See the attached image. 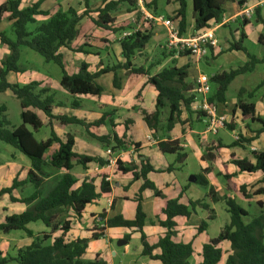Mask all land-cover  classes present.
<instances>
[{"label": "trees", "instance_id": "obj_1", "mask_svg": "<svg viewBox=\"0 0 264 264\" xmlns=\"http://www.w3.org/2000/svg\"><path fill=\"white\" fill-rule=\"evenodd\" d=\"M22 1L4 0L0 5V21L2 15L8 13V20L11 22L15 34V39H12L6 32L0 31V43L8 46L10 51L0 61V93L10 90L15 95L20 102L22 119L21 125L11 127L5 114L7 108L5 105H1L0 141L13 146L28 157L31 162V169L27 172L25 179L16 176L11 187L0 188V196L8 193L11 201L27 205L23 212L7 216L5 221L0 223V232L7 234L15 230H22L33 240L30 245L20 248L15 256H2L3 253L0 250V264H7L11 261H17L19 264H106L99 255L93 261L83 259L90 240L100 238L104 234L105 228L96 230L88 238L71 239L67 237L71 229V221L64 220L60 222L58 218L63 209L67 208L71 209L76 217L80 219L87 205L111 194L112 186L106 180V177L109 176L108 169L89 174L78 187H76V184L79 180L73 174L76 165H80L83 169H89L88 165L91 163L105 167L109 164V160H105L100 156L76 153L74 151L75 137L68 134L65 139L60 138L56 132V126L64 129L73 124L82 125L90 133L89 128L91 126L100 127L107 121H112V112H104L98 120L91 123L75 116L55 115L53 112L55 99L52 94H49L50 87L46 86L38 89L40 84L35 81L25 85L10 83L7 76L10 72L23 71V68L18 65L21 47H28L39 53L46 62L56 63L62 70L60 85L73 96L92 95L101 100L104 88L97 79L104 74L113 72V84L115 87L120 88V79L117 74L119 69H125L128 78L146 76V83L155 87L157 96L155 109L151 112L142 110V114L150 133L157 135L162 128H165L166 132H170L176 123L181 122L183 109L189 114L193 113L192 105L195 96L190 93L193 85L188 82L190 66H177L173 63L163 67L155 74H151L149 69L144 66H136L133 63L134 57L146 48L153 37L151 30H138L124 36L120 41L124 62L102 65L96 72H91L89 65L83 62L77 73L69 74L65 69L63 54L60 52L62 47L86 54L96 53L87 49L86 47L92 48L87 44L77 48L72 46L73 41L79 34L78 26L82 19L96 13L97 18H91V20L98 27L114 33L125 30L124 26L120 28L115 25L116 19L113 14L119 9L121 3L128 2L129 6L133 7L134 2L132 0H102L101 5L93 9L89 0H84V9L81 12L74 7H69L66 11L59 9L56 13L50 15L48 10L42 9L41 1L21 8ZM153 1L155 3L157 0ZM176 2L178 8L173 19L179 22L181 34H185L187 30L188 0H176ZM227 2H237L238 8H241L246 0H193L194 30L201 31L211 28L215 22L220 23ZM260 11V7L254 10L256 14L255 22L264 25V18L261 16ZM39 15L49 16V18L44 21H37L35 17ZM248 23L249 20L244 18L242 24ZM31 25H34V28L30 30ZM245 38L246 36L242 31L240 40L232 42L229 50L245 52L248 61L235 69L217 72L211 76L214 90L209 100L212 104H226V92L232 81L238 75L253 71L257 64L264 63V54L262 57H258L248 52L243 44ZM263 38L262 35L259 42L264 46ZM180 55L184 57L187 53L180 52ZM263 83L264 80L261 84ZM241 96L242 91L240 90L237 107L241 111V119L261 123L262 126L257 130V134L262 133L264 131V118L256 115L254 102L244 101ZM75 104L77 105L76 102ZM31 108L42 111L48 117L46 126L50 128V136L45 141H38L34 136V132L43 127V122ZM165 109H168V115L165 125H162V115ZM27 125H30L32 129L30 130ZM225 127L233 130L235 124L226 122ZM90 135L99 142L104 143L105 146L113 144L112 149L114 151L125 150L129 145H133L135 149L140 146L139 143L131 142L127 134L121 137L116 133L104 136H97L92 133ZM251 141L252 139L239 136L228 147L245 146V144H250ZM54 144H57L58 147L49 157H46ZM157 146L163 154H176L175 163L170 164L163 171L172 172L185 165L188 154L179 139L162 138L158 141ZM222 147H225V144L217 143L213 148L206 147L202 158L208 161L216 160ZM252 154L255 162H251L246 158H233L232 161L242 172L255 173L261 171L264 176V151L253 150ZM74 159H76L75 162ZM116 163L118 170L132 172L134 180H141V186L138 197L135 198L137 202L135 218L129 220L117 215L108 218L106 226L136 228L140 231L142 254L144 256L159 260L162 264H191L190 258L194 254L193 244L174 240L177 234L175 218L177 216L189 218L196 207H201L210 211L208 219H214V209L202 200L191 201L189 205H186L181 203L179 198L167 199L166 206L163 209L165 219H158L159 224L166 229V232L156 244H150L143 230L148 217L143 210L142 194L145 191H150L156 197L166 198L162 190L148 176L150 172H154L156 169L148 160H140L139 164L132 162L128 166H124L118 158ZM46 166L62 171L63 174L54 187L47 194H44V179L40 176H44L46 173ZM203 172H208V169H204ZM224 177L227 179L228 187L232 191H237L238 189L232 180L233 176L225 174ZM196 178L197 184L209 185V181L204 174H197ZM28 183H31L34 188L30 195L21 198L14 196V190ZM239 191L245 198L250 197L246 191V186H240ZM208 197L213 202L224 199L227 211L230 214V222L223 227L217 237L212 238L202 246V261L199 264H218L224 255L222 243L225 241L230 243V252L226 258V264H264V202H258L261 207L260 213L248 220L249 212L240 206L234 198L219 196L214 187H210ZM100 216L102 218L106 217L105 213H101ZM37 221H41L49 227L50 232L36 235L28 228L29 223ZM207 226L208 220H202L198 226V232L202 233ZM58 231H60V234L53 237V233ZM155 250H159V252L156 253Z\"/></svg>", "mask_w": 264, "mask_h": 264}, {"label": "crops", "instance_id": "obj_2", "mask_svg": "<svg viewBox=\"0 0 264 264\" xmlns=\"http://www.w3.org/2000/svg\"><path fill=\"white\" fill-rule=\"evenodd\" d=\"M23 1L21 3V8ZM37 1L42 2V9L48 10L50 15H53L59 9L66 11L69 7H73L71 3L69 4L70 0H35L34 2ZM3 2L4 0H0V5ZM261 2L262 0H246L241 8H238L237 2H227L225 4V13L223 15V19L221 23L218 24V26L214 27L215 36L219 41V48H212L211 53L203 61H205L206 63H209V61H212V63L220 61L222 65L220 66V70L217 72L229 71L231 69L237 68L232 67L234 66L235 62H239L240 65L245 64L248 61V56L245 52L229 50V46L232 42L240 40L242 31L246 36V38L243 40V44L247 49L248 47L246 46V42L252 39L254 40V42L256 41L257 44H260L262 46V48L257 53H252L249 49L248 52L258 57L263 56L264 47L259 42V39L262 35L264 36V25L262 23L255 22V13L253 14L255 16L254 19L247 18L249 20V23L243 25L242 23L244 18H242L241 14L247 8H252L255 10V8L260 7L261 16H263L264 18V5H262ZM176 8H178V6ZM189 8H191V17ZM192 9L193 0H188L187 30L185 36H194L197 33L201 32L194 30ZM126 15L129 24H131V27H133V30L135 31L136 25L134 23V19L139 22L141 20L140 14L136 13L134 9L132 11L128 9ZM113 16L116 19L115 13ZM35 18L37 21H44L47 20L49 16L39 15ZM91 18L96 19L97 16H86L82 19L78 26L79 34L73 41L72 46L77 48L84 44H87L92 48L97 47L98 51L96 53L86 54L83 52H75L66 47H62L60 49V52L63 54L65 69L69 74L77 73L83 62L89 65V70L91 72H96L102 65L105 66L108 64L111 65L119 62H124L120 43L123 37L119 35L118 32L114 33L110 30L100 28L97 25H94L93 27L87 26V23L89 20H91ZM5 21L6 23L11 25V22L8 20V13H4L2 15L0 21V31L5 32L6 28H1V25ZM119 23L120 22L116 20L115 25L118 26ZM157 26L162 28L164 30V33L161 35L159 31H156L155 33H153L151 41H158L162 38L164 39V41H166L167 34L164 27L162 25ZM83 29H86V31H84ZM83 31L85 33L80 37ZM134 31H130L129 33H132ZM89 33H93V38L88 39ZM76 42L77 44H75ZM86 48L89 50H93L90 47ZM146 51L147 46L144 50L140 51L134 57L133 63L136 66H144L145 68L149 69L151 74H155L161 70L159 69L157 71H153V67L157 66V63L159 64V62H154L151 58L149 59V62H147V56L145 54ZM8 54V50L0 46V61L2 60V57L7 56ZM174 57H177V55H175ZM170 58L172 60L173 56H171ZM181 58H186L189 60V57L187 56ZM177 66L179 65L177 64ZM256 69L257 67H255V69L251 72L238 75L236 78L241 77L242 79H244L243 82L245 85L242 84L240 86V90L242 91L241 99L248 102H254L256 115L264 118V83L259 87L258 85L251 84L252 79L250 78V75H253ZM126 73L127 72L125 69H119L117 71L120 79V88L115 87L113 84V72L104 74L97 79L100 84L103 76H109V78L112 80V83L108 87V89H104L101 100H98L92 95L73 96L60 84L57 83L56 86L55 82L54 86L53 82H48L49 79H44L40 74H32L30 72L28 73L26 67L23 69V71L18 73L10 72L7 76V79L10 83H18L20 85H25L35 81L40 84L38 89L46 86L50 87L49 94L53 90L52 95L55 99V109L53 111L55 115L75 116L79 119L85 120L87 123H91L98 120L104 112H112V121H107L100 127L91 126L89 128L90 133L82 125L76 124L70 125L64 129L56 126V132L62 139H65L68 134H72L75 137L74 151L78 154L100 156L103 159L107 160L108 154L106 151L108 149H111L113 152L112 154L117 153L116 158H119L123 162L124 166H128L132 162L139 164L140 160H148L154 166L156 171L150 172L148 176L156 184V186L162 190L166 198L156 197L150 191H145L142 194L143 210L148 217V221L143 230L150 244H156L166 232V229L159 224L158 219H165L163 209L166 206L167 199L179 198V201L186 205H189L191 201L202 200L208 203L210 208L214 209V219H208L210 216V211L201 207H196L195 211L189 218L182 216H177L175 218V221L177 223V234L174 237V240L176 242L184 243L191 242L193 244V248L195 242H198L201 237L207 235L208 231L213 225L211 223L214 222V220H216V218L218 217L217 205L218 203L224 201V199H221L218 202H213L210 197H208L209 191L206 189L204 190V188L214 187L217 194L221 197L227 196L236 198L237 194H241V196L248 201L249 205L255 204L259 206V201L264 202L263 173L261 171H258L255 173H249L250 175H248V172L240 171L238 166L235 165L232 161L233 158H246L251 162H255L252 151H264V131L260 134H257V130H259L262 125L259 122L243 121L241 119V111L237 107L238 97H233L232 100H228L227 90L226 104L219 105V112L221 114H225L228 117L227 123L233 122L235 124V129L233 130L227 129L225 127L220 129L217 134L207 132V117L203 113H199L192 108L193 113L191 114L183 109L181 113V122L176 123L174 128L170 132H166L165 128H162L157 133V135H153L150 133L146 126V123L143 119L142 110L151 112L155 109L157 91L153 85L146 83V76H141L139 78H128ZM131 81H135L133 82V87H130L129 85ZM213 90L214 87H212V91ZM4 93L7 95H14L10 90H7ZM62 95L64 97H62ZM75 102L77 103V105L75 104ZM31 110L38 115V117L43 122V126H46L48 123V117L40 110L33 108H31ZM6 112L5 114L7 116ZM77 126H80L82 128V131L79 133L75 131V127ZM227 131H231L232 133V139L230 141H227L224 138V133L227 134ZM38 132L39 131L34 132V136L35 133ZM91 133L97 136L116 133L120 137L124 134H127L131 142L139 143L140 146L135 149L133 145H129L125 150L114 151L112 149L113 144L108 146L102 144L100 145L96 141V139L90 135ZM239 136L245 139H252V141L250 144H245V146L228 147V145H230L234 140L237 139L236 137ZM167 137H171L172 139H179L181 141V145L184 147V150L188 154L185 165L179 169H175L172 172L163 170L166 169L170 164L175 163L176 154H163L157 146V143L158 141H160V139H165ZM48 138L49 136L44 135L40 141H45ZM217 143L225 144V147H222L220 149L218 158L214 161L204 160L202 156L204 154L205 148H213ZM3 147L4 146L0 144V149H3ZM57 147V144H54L46 154V157H49ZM4 149L6 150V152H8L9 155L3 154L0 151V188L11 187L16 176H19L20 179H25L28 170H30L31 168V162L29 158L22 154L20 151H13L6 147H4ZM193 159L198 164L197 171L193 169ZM75 160L76 159H74V162ZM88 168L89 169H83V171L85 172L81 175H77L73 172V174L79 180V182L76 184V187L80 186L81 181L89 174L98 172L102 169H108L109 176L111 178L109 182L112 186V192L110 195L101 197L93 203L87 205L85 212L80 219H78L74 212L69 209L70 215L75 217L73 219L76 224H73V222H71V229L67 235L68 238H88L92 236L93 232H96V230L105 228L104 234L100 238L90 240L86 253L83 255V259L85 260L87 254L91 253L92 251V253H94L93 260H95L96 256L99 255L100 258H102L106 262V264H112L114 259H117V264H122L121 258L119 257V252L113 247V241L119 242V240H126L128 238V240H126L127 243L123 245V257L125 259L123 264H162L159 260L151 259L148 256H144L142 254L143 247L141 243V233L136 228L106 226V220L117 215H121L125 219L129 220L135 218L137 209V202L135 201V198L138 197L141 180H134L132 172L120 171L118 170L117 165H113L111 167H100L96 163H91L88 165ZM204 169H208V172L204 173ZM194 171L195 176L197 174L205 175V177L209 181V185L207 187H197L199 184H197L196 182H191L190 179L187 178L188 174ZM87 173L89 174L87 175ZM225 174H231L233 176L232 180L235 183L236 188L238 189H236V192L232 191L229 187H227L228 191L224 192L223 189L220 192V189H218V187L216 186L218 184V179L222 178ZM28 185H30V183H28L26 186ZM242 185L246 186V191L250 195V197L245 198L239 191V187ZM29 188L33 192L34 188L33 190L32 187ZM19 191V189L14 190L13 194L16 197L21 198L22 195L19 194ZM26 208L27 205H25L24 203L11 201L10 195L8 193L1 195L0 223L4 222L5 218L8 215H11L13 213H21ZM223 208L228 213L227 206ZM101 213H105L106 217L102 218L100 216ZM199 213L201 214L200 220H208V226L202 233L198 232L199 222H195L193 220V218L199 215ZM94 221L96 224H92L94 223ZM229 222L230 218L228 222H226V224H228ZM27 226L36 235H41V233L44 232H50V228L45 226V224L44 226H40L38 224H35V222H31ZM224 226L217 225V230H219V233ZM15 231L7 234L0 232V250L3 253L2 256H11L10 252H13V256H15L20 248L31 244L33 239L28 237V235L24 231ZM59 234L60 231L53 233V237ZM206 237L207 238L202 239L199 244V246L201 247L200 252L195 254L194 250V254L199 257V263L202 261V246L205 243L209 242L212 238H214L210 237L209 235H207ZM1 242H5V244H3L2 246ZM18 242H20L19 245ZM131 242H134L137 245L138 242L140 243V246H137L138 248L136 249V252H134L135 249L134 247H132ZM223 245H226V247L230 248V243L227 241L222 243V247ZM155 252L157 253L159 252V250H155ZM229 252L230 250H228L226 253L224 251V255L221 260L223 264H226L225 261ZM193 256L191 258H193Z\"/></svg>", "mask_w": 264, "mask_h": 264}, {"label": "rangeland", "instance_id": "obj_3", "mask_svg": "<svg viewBox=\"0 0 264 264\" xmlns=\"http://www.w3.org/2000/svg\"><path fill=\"white\" fill-rule=\"evenodd\" d=\"M35 0H24L23 4H22V8H25L27 6H29L31 3H33ZM64 1V0H63ZM66 1V0H65ZM84 0H70L69 4L71 3V5L77 9L79 12H81V10H83L84 7ZM90 5L93 9H96L97 7H99L101 5L102 0H89ZM65 3V2H64ZM83 5V7H82ZM149 11L152 14L155 15H164L165 17H170L173 18V16L175 15V12L177 10V2L176 0H157L155 3L153 0H149ZM82 8V9H81ZM176 8V10H175ZM135 10L134 6L131 7L129 6L128 2H123L121 3V5L119 6V9L114 12L116 14V20L119 23L118 27L121 28V26L125 27V30H121L118 31V34L121 35L122 37L130 34V31H134L133 27H131V24H129L128 19H127V10ZM189 12H190V17H191V8H189ZM139 13V12H138ZM114 15V14H113ZM90 16L94 17L97 16L96 13H92ZM254 15L251 16L252 19H254ZM243 18V17H242ZM222 21V20H221ZM95 24L94 22H92L91 20L88 21L87 26L93 27ZM1 28H6L5 32L8 34V36L12 39H15V34L13 32L12 26L8 23H6V21L1 25ZM33 28V26H30V30ZM84 31H86V29H83ZM153 33H155L156 31H159L161 33V35L164 33V30L160 27H158L157 25L153 26L150 29ZM83 31V33L80 35V37L85 33ZM195 36V35H194ZM93 38V33H89L88 39ZM117 40V39H116ZM117 42V41H116ZM166 41H164V39H160L158 41H150V43L147 45V51H146V56L147 59L146 61L149 62V59L151 58L154 62L158 61L159 64L157 63V66L153 67V71H157L159 69H162L163 67L172 65L173 63L178 64L179 66H183V65H189V78H188V82H190L192 85L195 84L198 72H203L209 76H211L213 73L217 72L220 70V66L222 65L220 63V61H217L216 63H212V61H209V63H206L205 61H202L199 64V70L196 68V66L191 63L188 59L186 58H181L180 53H178L175 50H170L166 47ZM77 44V42L75 43ZM0 46L2 48H5L6 50H8L9 53V48L6 45H3L2 43H0ZM246 46L248 47V49L252 52V53H257L262 46L260 44H257L256 41L254 42V40H249L248 42H246ZM264 47V46H263ZM93 52H97V47L96 48H92ZM175 55H177V57H174ZM20 59L18 61V65L21 66L22 68L26 67L28 73H32V74H40L41 77H43L44 79H49L48 82H56V86L57 83L60 84V80L62 77V70L61 68L54 62H46L44 60V58L37 52L33 51L32 49L28 48V47H21V54H20ZM171 56H173V59L171 60ZM6 57V56H4ZM2 57V59L4 58ZM161 63V64H160ZM239 62H235L234 67H238ZM159 66V68H158ZM257 69L255 70L253 75H250V78L252 79L251 84H255L258 85L260 87V84L262 83V81L264 80V64L260 63L259 65L256 66ZM23 68V69H24ZM101 84L103 85L104 89H108V87L111 85L112 80L109 78V76H103L101 79ZM244 79H242L241 77L236 78L234 81H232V83L230 84V87L228 89L227 92V98L228 100H232L233 97H238L237 95L240 92V86L242 84H244ZM135 81H131V83L129 84L130 87H133ZM54 85V86H55ZM245 85V84H244ZM53 92V90H52ZM50 94H53V93ZM59 92V91H58ZM213 92V91H212ZM62 97H64L62 95ZM1 105H5L7 107V118L10 121L11 127L13 126H19L22 124V119H21V106H20V102L19 100L14 96V95H7L4 92L0 94V106ZM168 115V109H165L162 115V125H165L166 123V118ZM28 128H30V130L32 129V127L29 125L27 126ZM204 127V126H203ZM75 131L77 133L82 131V128L80 126L75 127ZM223 133V132H222ZM44 135L50 136V128L47 126H43L38 133H35V138L40 141L42 139V137ZM231 131H227V134L224 133V138L227 141H230L231 138ZM100 145H104V143L99 142L98 140H96ZM0 144L10 150H17L15 149L13 146L6 144L2 141H0ZM0 149V151L3 154H8V152H6V150L4 149ZM53 151V150H51ZM9 155V154H8ZM113 157H117V153L112 155ZM193 169H195V171H197L198 169V164L197 162L194 161L193 159V163H192ZM46 173L44 174V176H40L41 178L44 179V184H43V192L44 194H47L53 187L54 185L57 183L58 179L61 177V175L63 174L62 171H58L57 169L51 167V166H46ZM31 169V168H30ZM29 171V170H28ZM195 171L194 172H190L188 174V179H190L191 176H195ZM73 172L77 175H81L83 174L85 171H83V168L81 166H76L73 170ZM89 173H87L88 175ZM248 175H250L248 173ZM246 175V176H248ZM27 185V184H26ZM22 186L21 188H19V194L22 196H27L29 195L32 191L29 187H32L33 190V185L30 183V185L28 186ZM218 187V189H220V192L224 189V192L228 191L227 187H228V183H227V179L223 176L222 178L218 179V184L216 185ZM197 187L203 188V187H207V186H202V185H198ZM210 190V188H204V190ZM236 192V191H234ZM235 201L242 206L244 209L248 210L250 213V215L248 216V220L253 218L254 216H256L257 214L260 213V207L258 205L252 204L249 205L248 201L246 199H244L241 194L236 196V198H234ZM223 207H226L225 201H222L220 203H218L217 205V210H218V217L216 218V220H214V222H212L211 224H215L214 226L212 225L210 230L208 231L207 235H209L210 237H217L219 235V230H217V225H222L224 226L226 224V222H228L229 218H230V214L227 213ZM69 209L65 208L63 209L62 213L59 216V220L60 222H63L64 220H69L71 222H73V224H76V222L74 221L72 215H70L69 213ZM200 213L199 215L195 216L193 218V220L195 222H199L198 224H200V222L202 220H200ZM35 224H38L40 226H44L43 222L41 221H37L35 222ZM92 224H96L95 221ZM19 232L20 230H16L15 232ZM207 235L201 237L199 239L198 242H195L194 244V250H195V254H197L198 252H200L201 247L199 246L200 242L202 241V239H206ZM18 238V235H17ZM19 241V240H17ZM20 242H18L19 245ZM3 244H5V242H1V245L3 246ZM132 247H134V252H136V249L138 248L137 246H140V243L138 242V245L134 242H131ZM113 247L119 252V257L121 258L122 264L125 261L124 259V246L119 245L117 241H113ZM223 249L225 251V253L230 250V248L226 247V245H223ZM193 256V258H191V264H198L199 263V257L197 255ZM10 255L13 256L14 253L10 252ZM94 257V253H88L87 256L85 257L86 261L89 260H93ZM126 258V257H125ZM110 263V261H109ZM7 264H19L17 261H11ZM111 264V263H110ZM112 264H117V259H114ZM219 264H223L222 261H220Z\"/></svg>", "mask_w": 264, "mask_h": 264}, {"label": "built area", "instance_id": "obj_4", "mask_svg": "<svg viewBox=\"0 0 264 264\" xmlns=\"http://www.w3.org/2000/svg\"><path fill=\"white\" fill-rule=\"evenodd\" d=\"M132 1L134 2L135 11L136 13L139 12L138 14H140L141 19L139 22L134 19L136 25L135 31L150 30L155 25H162L167 34L166 47L178 53L186 52L189 61L198 70L199 64L211 53V48H219V41L215 36L214 27L218 26L221 22H215L211 28L203 29L195 36H185V34H181L180 32L178 21L170 17H165L164 15L152 14L147 7L149 0ZM261 4L264 5V0H262ZM241 14L243 18H251L254 14V9L247 8ZM211 76L199 71L190 93L195 96L192 105L193 110L202 112L208 119L207 132L217 134L220 129L225 128L228 117L219 112L218 104H212L209 100L213 87ZM106 152L108 154L109 164L105 167L116 165L118 158L112 156V150L108 149ZM106 180L110 181V176L106 177Z\"/></svg>", "mask_w": 264, "mask_h": 264}, {"label": "water", "instance_id": "obj_5", "mask_svg": "<svg viewBox=\"0 0 264 264\" xmlns=\"http://www.w3.org/2000/svg\"><path fill=\"white\" fill-rule=\"evenodd\" d=\"M196 180H197L196 176H191V177H190V181H191V182H196ZM126 243H127L126 240H119V242H118L119 245H124V244H126Z\"/></svg>", "mask_w": 264, "mask_h": 264}]
</instances>
